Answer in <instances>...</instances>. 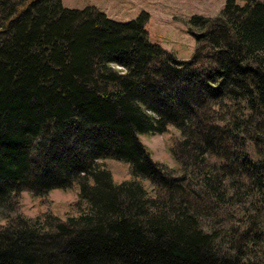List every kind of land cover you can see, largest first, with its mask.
Returning a JSON list of instances; mask_svg holds the SVG:
<instances>
[{
	"label": "trees",
	"instance_id": "16d2710c",
	"mask_svg": "<svg viewBox=\"0 0 264 264\" xmlns=\"http://www.w3.org/2000/svg\"><path fill=\"white\" fill-rule=\"evenodd\" d=\"M147 20L0 0V264H264V0L192 15L188 60ZM170 125L180 174L141 140ZM75 184L76 216L17 211Z\"/></svg>",
	"mask_w": 264,
	"mask_h": 264
},
{
	"label": "rangeland",
	"instance_id": "374dc122",
	"mask_svg": "<svg viewBox=\"0 0 264 264\" xmlns=\"http://www.w3.org/2000/svg\"><path fill=\"white\" fill-rule=\"evenodd\" d=\"M63 6L84 8L95 6L116 21H129L141 12L148 14L146 30L150 41L159 43L179 60L192 57L196 41L188 31V20L196 14L216 17L226 0H61ZM181 138L178 129L172 125L162 134H142L141 140L151 151L152 158L180 174V167L172 155V148ZM116 182L131 177L128 164L114 159L103 160ZM147 188L150 185L144 183ZM78 185L68 189H53L44 195H35L24 190L18 195L17 211L25 217L34 218L44 214H54L62 219L76 216L87 209L85 201L78 195ZM16 212H12L14 215ZM1 221V220H0ZM4 223V221H1Z\"/></svg>",
	"mask_w": 264,
	"mask_h": 264
}]
</instances>
